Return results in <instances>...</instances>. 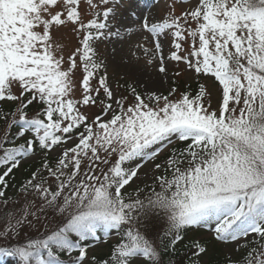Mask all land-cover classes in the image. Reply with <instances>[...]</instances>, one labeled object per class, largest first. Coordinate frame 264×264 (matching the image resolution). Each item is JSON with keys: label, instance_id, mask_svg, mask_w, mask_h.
<instances>
[{"label": "snow or ice", "instance_id": "6c2138e0", "mask_svg": "<svg viewBox=\"0 0 264 264\" xmlns=\"http://www.w3.org/2000/svg\"><path fill=\"white\" fill-rule=\"evenodd\" d=\"M160 8L0 0V264H264V0Z\"/></svg>", "mask_w": 264, "mask_h": 264}, {"label": "rangeland", "instance_id": "374dc122", "mask_svg": "<svg viewBox=\"0 0 264 264\" xmlns=\"http://www.w3.org/2000/svg\"><path fill=\"white\" fill-rule=\"evenodd\" d=\"M129 3V0H125V6H127ZM131 6L132 7H136L137 4H139V8H141V4L138 0H130ZM164 3L165 0H161L160 1V11H159V15L163 16L164 15ZM177 12H179V10L177 9ZM121 22L122 23H132L131 18L129 17L128 13L125 11L122 16H121ZM133 31H135V26H133ZM165 55L168 54L167 52V42H165ZM116 49L115 51V60L112 59L113 57V49ZM124 51H127L128 45L125 44L123 45ZM121 49V45H113V44H109V43H105V44H101L100 45V52L106 56L108 58V63H109V76L110 79L112 78V74L113 71H117V72H129V69L127 68V66L123 65L120 63V57L121 55H123V53L120 51ZM133 59H135V57H133ZM174 63H170L168 65L169 71H173L174 70ZM182 67V66H181ZM130 75H132L137 82L140 85H147V88L149 90H159L162 92H167V87H168V83L171 82V80L169 79L168 83L163 82L162 80V74H159L156 70H155V63L152 66H146L145 64V58H141L140 59V63L139 65H137L134 69H132L129 73ZM183 78V77H182ZM184 80V78H183ZM150 81H158L157 87L153 88V86H150ZM122 82V80H121ZM138 90H143L138 89ZM78 95V93H77ZM34 163L33 161H27L25 164H31ZM16 174V173H15ZM196 232V234L193 237H200L203 236L205 233L208 232L207 229H200L198 231H194ZM208 239H211V237H206ZM115 237H111L108 241V243H113L115 241ZM4 243V241L0 240V244ZM107 250V244H100L98 246H96V254H100L102 252H105ZM225 251V246L223 244H220L218 242L214 243L212 246L209 247V251L207 256L205 257V259L207 261H209L210 257H222L223 252ZM10 258H6L7 262Z\"/></svg>", "mask_w": 264, "mask_h": 264}, {"label": "trees", "instance_id": "16d2710c", "mask_svg": "<svg viewBox=\"0 0 264 264\" xmlns=\"http://www.w3.org/2000/svg\"><path fill=\"white\" fill-rule=\"evenodd\" d=\"M181 85H183V82L180 81ZM195 89V88H193ZM183 90V88L181 89ZM131 99V98H130ZM34 168V165H25L23 166L17 173V177H16V180L17 182H19L22 178L26 177L28 175V171L30 169H33ZM220 259V257H215V258H212L209 262V264H216V261H218Z\"/></svg>", "mask_w": 264, "mask_h": 264}, {"label": "bare ground", "instance_id": "6f19581e", "mask_svg": "<svg viewBox=\"0 0 264 264\" xmlns=\"http://www.w3.org/2000/svg\"><path fill=\"white\" fill-rule=\"evenodd\" d=\"M158 84V81L154 82V81H150V86H153V88H156Z\"/></svg>", "mask_w": 264, "mask_h": 264}]
</instances>
